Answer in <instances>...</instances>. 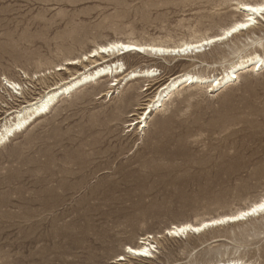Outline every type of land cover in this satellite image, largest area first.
I'll return each instance as SVG.
<instances>
[{"label": "rangeland", "instance_id": "obj_1", "mask_svg": "<svg viewBox=\"0 0 264 264\" xmlns=\"http://www.w3.org/2000/svg\"><path fill=\"white\" fill-rule=\"evenodd\" d=\"M263 1L0 0V124L87 72L93 58L86 57L101 45L199 41L241 20L238 3ZM257 17L250 33L201 54L107 57L123 71L62 96L10 138L0 148V264H113L119 256L123 264H264V215L200 235H166L264 196V68L245 69L221 90L182 88L153 110L146 128L138 123L170 78L217 77L240 56H264L253 43L264 39ZM149 68L156 76L127 77ZM146 235L154 237V258L126 253Z\"/></svg>", "mask_w": 264, "mask_h": 264}, {"label": "bare ground", "instance_id": "obj_2", "mask_svg": "<svg viewBox=\"0 0 264 264\" xmlns=\"http://www.w3.org/2000/svg\"><path fill=\"white\" fill-rule=\"evenodd\" d=\"M241 5L258 8L260 6H264V1L260 3H248V2L238 3L236 9L238 12L242 13L243 15V18L241 20L234 22L231 26L224 29L222 34L203 38L199 41L184 42L179 46H173V47L156 45V44H143L135 41H128V42L115 41L107 45L99 46L97 49L93 50L86 57L87 60L93 58V61H91L90 63L92 65V68L88 69L87 65H83L85 66L87 72H84L83 74H80L78 72L79 75L75 73V75H72V78L68 82H64L63 84L60 83L61 84L60 86H58L59 84H57L56 87L54 86L53 88H49L50 90L45 92L44 95L37 98L34 102L29 101L28 105L21 108L20 110L16 109V111L6 114L7 116L0 124V148L6 142H8L10 138L14 137L15 134L23 132L37 119L47 115V113H50L52 107L57 104V102L62 96L69 95L73 91L77 90L79 87L83 86L84 84L92 82L97 78L103 77L104 75H108V74L112 75L113 73L115 74L123 71L125 65L120 61L114 63V65H111L109 63L108 58L112 56L113 57L116 55L121 56L128 53L131 54V52H134L135 54L138 55H144L145 57L146 56L177 57V56H188L189 54L191 55L201 54L206 50L207 47H212L214 44L218 42L230 40V38H233L236 34H239V32L243 30H249V28L253 27L252 26L253 23L255 24L256 22L257 24V20H258L257 15L258 16L260 15L262 16V18H264V13L249 12L247 11V8H242ZM241 24L247 25V27L239 28L238 26ZM234 28H236L237 31H232V29ZM248 33H250V30L248 31ZM242 35L244 36V34ZM253 43L263 47L264 39L263 41L262 40L257 42L253 41ZM120 45H123V47H117ZM141 49L143 50L141 51ZM96 57H101L102 62L99 61ZM261 61H264V56H261L257 52H253L252 54H246L240 56L239 61L231 64L221 76L206 77V76L187 72L170 78L169 81H167V83L162 86V89L158 92L157 96L155 97L156 99L152 100V102L148 106L150 112H148V109H146L145 114H143V116L146 115L145 118H143L142 116V118H140L142 119V121L138 123L140 125L142 124L143 128H146L148 125L147 119L150 118L149 115L153 112V110L157 108H162L164 106V102L170 99V97L173 96V94L179 91L180 89L192 87L195 85H199V86L209 85L208 87L211 89V91L221 90L223 88H226L236 80H238L240 73L245 69L252 67L253 72L260 71L261 69H263L264 63H262ZM76 64H77L76 61L73 60V62L68 65L72 66ZM156 72L157 70L152 68L135 70L132 71L130 74H128L127 77H129L131 80L133 79L135 80L140 77L156 76ZM5 81L10 89H13L15 91L21 89L20 84L14 81H10L7 78H5ZM260 204H264V196L257 202H254L250 206L241 209L231 215L227 214L224 216H219L214 219L212 218L211 220L209 219L208 221H204L198 225L190 222L182 223L179 225H173L171 228L166 230V235L171 238H185L190 234L200 235L203 232L205 233L210 228L221 227L236 223L239 224L240 222L246 221L249 218L260 217L264 215V211L258 208V205ZM252 209H256V211L253 213ZM151 239L154 240V237L152 235H146L142 237L140 243L136 247L127 246L126 253L129 254L130 256H133L134 259L154 258L155 251L153 249ZM130 249L131 251H129ZM125 260L126 259L123 258V256H119L117 262H113V264H123L121 262ZM214 264H247V263L241 260H228V261H218L217 263Z\"/></svg>", "mask_w": 264, "mask_h": 264}, {"label": "snow or ice", "instance_id": "obj_3", "mask_svg": "<svg viewBox=\"0 0 264 264\" xmlns=\"http://www.w3.org/2000/svg\"><path fill=\"white\" fill-rule=\"evenodd\" d=\"M242 8H247V11L252 12V13H264V6H260V7H250V6H246V5H241ZM251 19V17H250ZM239 28H244L247 27V25L241 24L238 26ZM232 31H237L236 28L232 29ZM117 47H123V45L117 46ZM143 49H141L142 51ZM262 63H264V61H261ZM258 208L262 211H264V204H260L258 205ZM253 213L256 211V209H252ZM247 215V214H245ZM131 251V249L129 250Z\"/></svg>", "mask_w": 264, "mask_h": 264}]
</instances>
